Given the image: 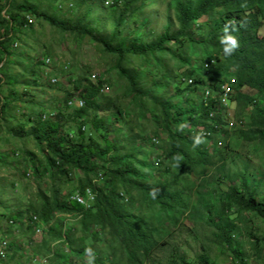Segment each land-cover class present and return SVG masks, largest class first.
<instances>
[{
	"label": "trees",
	"instance_id": "obj_1",
	"mask_svg": "<svg viewBox=\"0 0 264 264\" xmlns=\"http://www.w3.org/2000/svg\"><path fill=\"white\" fill-rule=\"evenodd\" d=\"M261 3L1 0L0 264H264ZM47 33L92 43L102 71L49 67Z\"/></svg>",
	"mask_w": 264,
	"mask_h": 264
},
{
	"label": "rangeland",
	"instance_id": "obj_2",
	"mask_svg": "<svg viewBox=\"0 0 264 264\" xmlns=\"http://www.w3.org/2000/svg\"><path fill=\"white\" fill-rule=\"evenodd\" d=\"M1 1V0H0ZM34 28L37 29H42V26L40 25H34ZM47 32L48 27L46 26L45 29ZM260 34L264 35V29L260 30ZM23 36H26V34H22ZM24 38V37H23ZM46 42L49 43L50 45L53 46L54 48V53L56 55V57L53 60H46L47 65H49V67H59L61 68H65V70L69 69L67 67V62L71 59H75V61L77 62V66L79 69L80 67H92L93 68V73L95 75H97L99 73V71L102 69L104 62L102 59V54H100L94 47V45L90 42H77V41H73V40H67L65 42H63L62 44L59 43L60 41V36L58 34H52V33H47L46 36L42 37V44ZM42 44H40L38 47H36L37 49H39V52H41L43 50ZM36 52H32L31 53V57L33 58L36 54ZM70 64H72V62H70ZM24 65V63H23ZM102 71V70H101ZM78 72V71H77ZM76 75V74H75ZM71 76L67 75L66 77H62L60 76L58 79H50L51 85L57 84L59 87H67L69 85V80H70ZM92 80L95 81L96 78L93 76ZM109 92V91H108ZM245 92H249L248 89L245 90ZM250 93H254V92H250ZM39 98H44L45 97V92L43 91H39L38 93ZM78 106H81L80 103H77ZM231 113V112H230ZM235 111L232 110V116L234 115ZM264 120V118H263ZM5 146V147H4ZM2 148H4V150L8 149V145H4ZM243 150L241 149V152ZM264 156V153L261 155ZM260 157V156H259ZM224 170V167L221 166L220 169ZM10 171H5V172H0V179L2 180L3 184H5V186L9 183V180H11L13 177H11L10 175ZM21 192H13L11 194V196L9 197L8 194L3 195V200L6 202L8 200V198L11 199V201L13 203L17 202V198L18 195ZM22 200V199H21ZM22 202H24V200H22ZM239 226H242L241 223H238ZM192 224L190 222L186 223V227H190L191 228ZM259 226H263L261 223H259ZM190 231V229H189ZM189 231L187 230V228L183 229L177 236V239L181 242L184 243L185 241L189 242V245L185 246L183 248L182 253L186 254L188 252V256L190 257V255H192L194 252H196L198 250V252L202 251L201 250V246H202V241L200 243H194L190 237H189ZM263 231H264V227H263ZM39 237V234H38ZM242 239V238H241ZM248 239L250 240V238L248 237H244L243 240L246 243L248 241ZM250 244L247 243V245L245 246L247 249V253L250 254ZM217 253V250H211V254L212 255V260L214 262V264H230L231 263V259H229V254L227 252L224 253L225 256L227 257H219V256H215V254ZM250 264H256V262L253 259V255L250 257Z\"/></svg>",
	"mask_w": 264,
	"mask_h": 264
},
{
	"label": "clouds",
	"instance_id": "obj_3",
	"mask_svg": "<svg viewBox=\"0 0 264 264\" xmlns=\"http://www.w3.org/2000/svg\"><path fill=\"white\" fill-rule=\"evenodd\" d=\"M262 1H263V4L262 3L261 4L263 6L264 5V0H262ZM262 15L263 14H260V15L258 14V16H259V20L258 21H260L261 23H263V26L260 28V30H263L264 29V19L262 18ZM260 30H259V32H260ZM232 31H235V29L232 28ZM222 32H223V35L220 38V44L222 46V52H223V54L225 56H228V55H231L236 50V48L238 47V42H237V40L233 36H231L229 34V25L228 24H225L224 28L222 29ZM261 35L264 36L263 34H261ZM223 88L225 89V94H224L223 101H226V98H227L226 96H227V94L229 92L228 85L224 86ZM247 89L249 91L247 94L251 98L254 97V94H256V95L261 94V93H257L256 91L252 90L251 88L250 89L247 88ZM251 91L254 92V93H250ZM261 95H259V97ZM259 99H261V98H259ZM263 99H264V96L261 99V102H260L261 104L260 105L262 106V108L264 110V100ZM254 113H256V111H254ZM253 116H254V114H253ZM263 118H262V122H264ZM261 129L264 131V127H262ZM200 143H202V134H197V135H195L192 138V146L195 148ZM150 195H153L154 196L155 193L154 192L153 193H150ZM88 251H89L88 249L85 250L86 253ZM91 259L92 258H89L88 264H91Z\"/></svg>",
	"mask_w": 264,
	"mask_h": 264
},
{
	"label": "built area",
	"instance_id": "obj_4",
	"mask_svg": "<svg viewBox=\"0 0 264 264\" xmlns=\"http://www.w3.org/2000/svg\"><path fill=\"white\" fill-rule=\"evenodd\" d=\"M80 105H82V103H80ZM80 202H82L81 198L79 199Z\"/></svg>",
	"mask_w": 264,
	"mask_h": 264
}]
</instances>
